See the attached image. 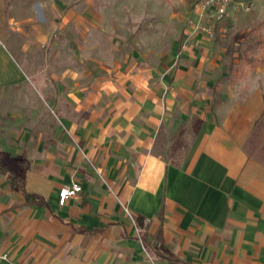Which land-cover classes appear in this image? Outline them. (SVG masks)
Wrapping results in <instances>:
<instances>
[{"label": "crops", "instance_id": "1", "mask_svg": "<svg viewBox=\"0 0 264 264\" xmlns=\"http://www.w3.org/2000/svg\"><path fill=\"white\" fill-rule=\"evenodd\" d=\"M36 8L0 27V91L29 108L6 114L0 159L21 160L46 204L0 174V264H264V93L217 105L227 68L204 31L171 63L102 65L82 12ZM43 47L52 65L35 67ZM72 181L83 189L61 205Z\"/></svg>", "mask_w": 264, "mask_h": 264}, {"label": "rangeland", "instance_id": "2", "mask_svg": "<svg viewBox=\"0 0 264 264\" xmlns=\"http://www.w3.org/2000/svg\"><path fill=\"white\" fill-rule=\"evenodd\" d=\"M194 1L0 0V27L7 30L12 18H28L30 14L41 13L42 10L36 8L39 2L45 4L48 11L50 6L59 4L83 13L90 27L88 50L95 64L114 65L122 60L123 55L134 54L136 59L155 66L171 63L176 58L187 29L191 30V35L204 31L202 27L210 24L213 25V36L204 32L211 40V48L222 52V63L227 68V74L220 80L219 90L215 91L217 105L221 108L223 100L242 101L253 90L264 93V0H240L232 6L228 15L213 18L211 22L203 19L200 22L202 27L193 32V24L199 21ZM30 6L32 10H29ZM23 38L18 35L16 39L22 43ZM46 52L44 47L34 52L35 67L41 66L42 61L52 65ZM73 57L68 54L62 62L72 64ZM19 60L25 61L22 58ZM28 60L33 61L32 58ZM22 92L20 89L5 95L4 91H0L2 137L9 136L12 125L6 114L11 110H29L23 106ZM258 138L261 144L264 141V122Z\"/></svg>", "mask_w": 264, "mask_h": 264}, {"label": "built area", "instance_id": "3", "mask_svg": "<svg viewBox=\"0 0 264 264\" xmlns=\"http://www.w3.org/2000/svg\"><path fill=\"white\" fill-rule=\"evenodd\" d=\"M240 0H195V13L198 15V23H194L193 32L196 29L201 28L200 22L203 19H207L208 22H211V19L224 17L228 15L230 9L234 4ZM202 29L207 32V34L213 36V25H206ZM83 189L82 185L78 181H72L71 183H64L59 189V203L64 205L69 199L74 198L81 190ZM142 228L139 227V230Z\"/></svg>", "mask_w": 264, "mask_h": 264}, {"label": "trees", "instance_id": "4", "mask_svg": "<svg viewBox=\"0 0 264 264\" xmlns=\"http://www.w3.org/2000/svg\"><path fill=\"white\" fill-rule=\"evenodd\" d=\"M263 41V40H262ZM19 168L17 167H11V165L0 159V174H8L9 180L16 190H19L23 192L25 196V203L26 204H32V205H45L46 200L44 197L28 192L25 187V176L24 172L26 170L25 166L22 164V161L20 160L19 162ZM136 222L139 224L140 228H144L143 222L144 218L143 217H136ZM141 229V238L143 239V242L145 244V247L147 250L150 251V245L146 241V235L143 234V231Z\"/></svg>", "mask_w": 264, "mask_h": 264}]
</instances>
